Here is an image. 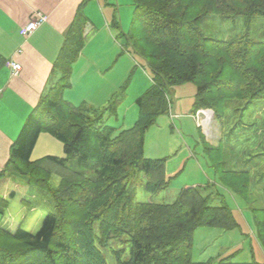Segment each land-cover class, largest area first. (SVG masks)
<instances>
[{"label":"trees","instance_id":"obj_1","mask_svg":"<svg viewBox=\"0 0 264 264\" xmlns=\"http://www.w3.org/2000/svg\"><path fill=\"white\" fill-rule=\"evenodd\" d=\"M87 1L78 8L53 66L59 80L27 117L0 172V177L23 175L29 184L46 190L54 211L35 234L20 227L10 232L0 224V264H107L106 248L123 237L130 244L129 256L122 260L123 250H111L114 264H211L192 260L194 231H230L238 227L237 221L227 205L209 204V183L182 189L171 204L136 202L138 183L148 194H158L171 180L165 175L166 158L144 157V138L157 118L169 112L170 87L195 85L194 115L211 110L216 117L228 102L264 99V42L216 40L200 30L211 15L264 16V0H131L132 18L123 35L146 61L152 84L135 100L134 125L119 131L104 124L98 110L71 106L63 98L84 46L86 19L80 11ZM111 27L119 28L116 17ZM41 134L61 142L65 157L31 161ZM53 174L59 177L56 187L50 184ZM219 180L231 187L228 178ZM5 203L0 198V211ZM252 218L264 251V208ZM233 255L217 264H264L234 262Z\"/></svg>","mask_w":264,"mask_h":264},{"label":"rangeland","instance_id":"obj_2","mask_svg":"<svg viewBox=\"0 0 264 264\" xmlns=\"http://www.w3.org/2000/svg\"><path fill=\"white\" fill-rule=\"evenodd\" d=\"M118 5L119 28L109 27L102 41L97 39L89 46L94 49L92 45H97L102 50L99 59L103 61H112L116 53L119 66L116 65L110 73H115L119 68L123 82L111 103L98 112L102 113L104 124L117 131L134 125L137 120L135 100L152 84V73L146 61L133 50L123 35L127 33L132 18L131 0H120ZM200 30L206 37L216 40L244 37L254 42H264V16L247 19L244 16L211 15L202 21ZM94 32L88 37L84 36V44ZM111 45L115 46V50ZM105 47L108 56L105 55ZM94 52L87 59H98ZM195 91L196 87L191 83L168 88L169 112L157 118L144 138L145 158H166V166H174L178 165L174 159L183 150L189 149L190 157L181 162V169L171 177L167 188L158 194H148L143 183H138L135 201L171 204L182 189L196 183L198 186L209 183L212 187L205 192V195L211 194L209 204L227 205L238 227L230 231L197 228L192 237V260L217 264L219 259L234 254V262L255 260L264 263V251L256 241L252 218L254 211L264 208V99L228 102L216 117L211 110H199L194 115L191 111ZM207 112L211 114L209 123L205 121ZM56 143L63 149L61 142ZM42 145L41 140L32 151L31 161L44 156ZM204 148L207 150L204 151ZM210 148L214 150L211 152L208 150ZM58 154L56 156L65 157L63 152ZM240 174H245L247 178H241ZM220 176L228 178L231 187L221 182ZM58 183L59 177L53 174L51 186L56 187ZM242 187L244 191L241 194L238 188ZM0 198L6 201L1 206L0 224L10 232L20 227L35 234L44 217L54 211L51 195L46 190L29 184L25 176L14 172L0 177ZM125 239H114L109 243L104 252L107 264L116 262L111 250H123L122 260L128 259L130 244L124 243Z\"/></svg>","mask_w":264,"mask_h":264},{"label":"crops","instance_id":"obj_3","mask_svg":"<svg viewBox=\"0 0 264 264\" xmlns=\"http://www.w3.org/2000/svg\"><path fill=\"white\" fill-rule=\"evenodd\" d=\"M84 1L0 0V172L8 160L9 148L27 117L40 98L46 95L60 78V75L53 71V66L77 10ZM119 3L120 0H88L81 8L80 13L86 19L83 35L88 37L90 33L95 32L84 44L72 65L70 86L63 92L64 100L71 106L84 105L89 109L101 111L111 103L121 88L123 75L120 77L119 68L115 73H110L118 65L116 53L113 54L112 61H103L99 59L102 50L97 45H92L94 49L89 47L97 39L102 41L106 29L109 31L115 17L120 24ZM35 13H42L47 20L25 38L20 31ZM111 48L115 50L114 45H111ZM104 50L108 56L106 47ZM92 51H95L94 55L98 59H87L91 58ZM10 63L20 65L17 75L11 74ZM41 140L44 155L42 157L56 156L63 152L57 141H52L55 139L48 134L39 136L34 149ZM190 155L189 149L183 150L174 159L178 165L167 164L166 178L174 176L181 169V162ZM198 185L196 183L191 186Z\"/></svg>","mask_w":264,"mask_h":264},{"label":"built area","instance_id":"obj_4","mask_svg":"<svg viewBox=\"0 0 264 264\" xmlns=\"http://www.w3.org/2000/svg\"><path fill=\"white\" fill-rule=\"evenodd\" d=\"M47 20L46 16L42 13H35L32 19L21 29L20 33L23 37H28L34 31L37 30L39 26L45 23ZM9 68L12 75H17L20 71V65L17 63H10Z\"/></svg>","mask_w":264,"mask_h":264},{"label":"bare ground","instance_id":"obj_5","mask_svg":"<svg viewBox=\"0 0 264 264\" xmlns=\"http://www.w3.org/2000/svg\"><path fill=\"white\" fill-rule=\"evenodd\" d=\"M210 113V112H209ZM208 112H207V117H205V121H206V123H209V120H210V118H211V114H209ZM206 123H205V125H206Z\"/></svg>","mask_w":264,"mask_h":264},{"label":"water","instance_id":"obj_6","mask_svg":"<svg viewBox=\"0 0 264 264\" xmlns=\"http://www.w3.org/2000/svg\"><path fill=\"white\" fill-rule=\"evenodd\" d=\"M211 112V111H210Z\"/></svg>","mask_w":264,"mask_h":264}]
</instances>
